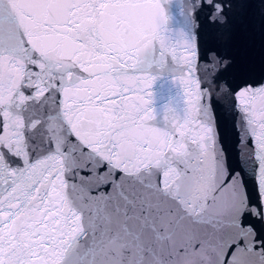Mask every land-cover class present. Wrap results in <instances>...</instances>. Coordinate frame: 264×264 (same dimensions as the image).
<instances>
[{"label": "snow or ice", "instance_id": "obj_1", "mask_svg": "<svg viewBox=\"0 0 264 264\" xmlns=\"http://www.w3.org/2000/svg\"><path fill=\"white\" fill-rule=\"evenodd\" d=\"M0 264H264V0H0Z\"/></svg>", "mask_w": 264, "mask_h": 264}]
</instances>
